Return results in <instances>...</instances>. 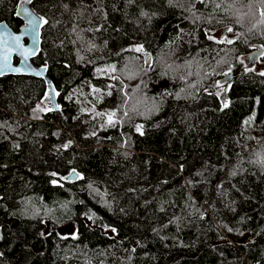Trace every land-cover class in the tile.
Masks as SVG:
<instances>
[{
  "label": "trees",
  "instance_id": "trees-1",
  "mask_svg": "<svg viewBox=\"0 0 264 264\" xmlns=\"http://www.w3.org/2000/svg\"><path fill=\"white\" fill-rule=\"evenodd\" d=\"M31 5L61 110L0 77V264H264V0Z\"/></svg>",
  "mask_w": 264,
  "mask_h": 264
},
{
  "label": "water",
  "instance_id": "water-1",
  "mask_svg": "<svg viewBox=\"0 0 264 264\" xmlns=\"http://www.w3.org/2000/svg\"><path fill=\"white\" fill-rule=\"evenodd\" d=\"M17 16L22 20L19 30H14L6 21L0 22V77L25 75L44 80L48 89L47 101L50 103V109L54 112L60 111L59 91L48 74V67L37 65L34 62L42 44L43 18L32 7L31 0H26L19 6ZM31 18H35V30L28 27V21ZM15 37H19V40H15ZM144 60L147 66L153 63L150 53L144 54ZM15 69H20V71H15ZM77 177V173H73L69 179ZM254 239V236L247 232L242 236L241 241L247 244L252 243Z\"/></svg>",
  "mask_w": 264,
  "mask_h": 264
},
{
  "label": "rangeland",
  "instance_id": "rangeland-1",
  "mask_svg": "<svg viewBox=\"0 0 264 264\" xmlns=\"http://www.w3.org/2000/svg\"><path fill=\"white\" fill-rule=\"evenodd\" d=\"M211 36L215 39H221L223 36V31L218 30L214 33L211 34ZM145 54V53H144ZM145 61V60H144ZM257 71L264 72V62H260L257 65L254 66ZM163 84L161 83L160 86L156 87V91H160V87H162ZM229 83L228 80H225L224 82H220L219 87H220V92L219 94L225 92L228 89ZM46 107L50 108V103L47 101L46 102ZM43 104H40V109L43 108ZM45 107V106H44ZM59 234L61 237H77V228L74 225L73 222L67 221L63 226L60 227Z\"/></svg>",
  "mask_w": 264,
  "mask_h": 264
},
{
  "label": "snow or ice",
  "instance_id": "snow-or-ice-1",
  "mask_svg": "<svg viewBox=\"0 0 264 264\" xmlns=\"http://www.w3.org/2000/svg\"><path fill=\"white\" fill-rule=\"evenodd\" d=\"M25 11L27 12V9H25ZM35 18H31V19H29V21H28V27L29 28H32L33 30H35ZM228 31H231V29L229 28L228 29ZM15 40H19V37H15L14 38ZM229 43H231L232 41L231 40H229L228 41ZM139 50V49H138ZM15 71H20V69H15ZM114 115V114H113Z\"/></svg>",
  "mask_w": 264,
  "mask_h": 264
}]
</instances>
